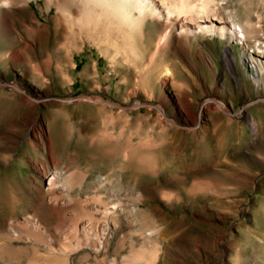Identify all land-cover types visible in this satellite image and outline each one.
I'll return each mask as SVG.
<instances>
[{
	"label": "rangeland",
	"instance_id": "rangeland-1",
	"mask_svg": "<svg viewBox=\"0 0 264 264\" xmlns=\"http://www.w3.org/2000/svg\"><path fill=\"white\" fill-rule=\"evenodd\" d=\"M214 1L247 43L175 29L161 47L146 17L123 36L99 28V46L54 26L43 0L22 14L40 37L0 26V264H264V0ZM63 45L72 53L55 57ZM206 99L219 104L188 124L185 105L197 115ZM35 214L39 232L23 221Z\"/></svg>",
	"mask_w": 264,
	"mask_h": 264
},
{
	"label": "bare ground",
	"instance_id": "bare-ground-1",
	"mask_svg": "<svg viewBox=\"0 0 264 264\" xmlns=\"http://www.w3.org/2000/svg\"><path fill=\"white\" fill-rule=\"evenodd\" d=\"M29 1L30 0H7V3H4L3 0H0V26L3 27V30L11 32L12 35L14 36H18V35L21 36L19 33V30L15 27V23L19 22L21 24L20 27L24 31L31 32V33L36 32L37 36L40 37L41 32L44 31L45 29L38 28L39 26L41 27L40 22H42L39 20V17L32 10H31L32 12H30L29 17L22 15L28 10L27 5ZM43 1H44V6H42V8L45 10L51 9V5L55 6L56 10L53 16L54 17L53 21L55 22L54 26H61L62 24L64 26H73L72 29H74V27L76 26L79 32H84L86 36L88 35L87 36L88 40L91 38L92 41L97 43V45L99 46L103 45L102 37H100L101 35L99 33L100 29L101 31L107 32V30L109 31L108 28L110 26H118L119 27V28L117 27L118 30L121 28V26H128L129 29L133 31L139 26L138 19H143L146 17L161 23L162 32L160 33L159 39L157 41V44L161 47L167 45L166 43L168 41V38L170 34H172L171 32L174 31L175 29H177L178 31L177 33H183L189 36H192V35L194 36L196 33L215 34L220 37L221 36L226 37L227 39L229 38V39H235L237 41L246 42V38H245L246 32L243 29L242 25L240 26L237 23L230 24L228 22V19L222 15L218 3L215 2L214 0H43ZM10 9H16V11H18L19 15L21 16H19L18 14L15 17L11 16V14L9 13ZM75 12L76 13L78 12V13L75 15ZM44 26L46 27V25H43V27ZM236 27H238V29ZM119 32L122 34V36L126 35L124 34L122 30L121 31L119 30ZM64 35H68V33L67 34L64 33ZM72 36L74 35L72 34ZM22 40L23 39L21 38L20 41L22 42ZM78 40H80L79 37H78ZM70 41L71 40H69V42ZM75 45L76 44H74V46ZM259 47L262 49H260ZM59 48H57L56 50L58 51ZM63 48H66L67 51L63 52ZM63 48H61L62 50H60V53L55 52L57 54L55 55V57L56 56L58 57L63 56L67 58L69 57V54H70L69 51H71V47L65 46ZM22 50H25L26 56L29 57L30 50H31L30 43L28 42L23 43V46L15 48V50L13 51L11 50L8 55L11 56V58L14 61L20 60L23 58ZM255 51L259 53L262 51L264 52V46L255 44ZM255 59L257 60V64L260 65L261 67L262 61H264V56L259 55ZM167 65H164V67L162 68V75L163 74L168 75L171 72V68L168 67ZM184 98H186V101H187V97L185 95H184ZM216 104H219V103L215 100L206 99V101L202 104L201 109L198 111V114L195 115V110L192 108L191 103L190 104L187 103L185 105V113L187 116L188 124L195 123V120L201 117L202 108L204 106L213 107ZM33 133H34V137L37 138L35 130H33ZM256 146H257L256 148H258V145ZM47 153H48V158H49L48 162L54 163L55 159L53 157L54 155L53 149L50 146L47 147ZM57 175H58V172L53 171L45 175V180H46V186H47L46 188H48V190L51 193H53V196H48V200H49L48 205L50 206L52 212L58 214L64 208V202L61 199H59L57 195H55L56 186L54 185V183H55ZM38 188H39V193L37 195V202L47 201L46 196H45L47 194H45L46 192L43 191L42 183L39 184ZM23 221L25 222L26 226H29V228L31 227L32 229H34V231L37 230L39 232V230L43 229L41 225V221L38 215L36 214L35 216H32V215L25 216L23 218ZM11 230L12 231H10L9 234L4 235V237L7 236V239H9L10 241L20 237L21 234L16 232V230L15 231H13V229ZM91 233L92 235H94L93 231ZM94 237L96 238V234ZM101 242L102 241H100V243ZM58 252H62V251L60 250Z\"/></svg>",
	"mask_w": 264,
	"mask_h": 264
},
{
	"label": "clouds",
	"instance_id": "clouds-1",
	"mask_svg": "<svg viewBox=\"0 0 264 264\" xmlns=\"http://www.w3.org/2000/svg\"><path fill=\"white\" fill-rule=\"evenodd\" d=\"M4 3H7V0H3Z\"/></svg>",
	"mask_w": 264,
	"mask_h": 264
}]
</instances>
